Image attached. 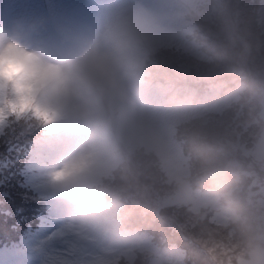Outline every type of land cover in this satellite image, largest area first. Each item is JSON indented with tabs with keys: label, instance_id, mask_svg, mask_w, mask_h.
Wrapping results in <instances>:
<instances>
[{
	"label": "trees",
	"instance_id": "1",
	"mask_svg": "<svg viewBox=\"0 0 264 264\" xmlns=\"http://www.w3.org/2000/svg\"><path fill=\"white\" fill-rule=\"evenodd\" d=\"M263 0H208L185 16L193 23L189 37L206 58L186 48L161 45L145 53L149 85L163 84L180 97L202 102L216 86L243 84L237 100L221 112L207 113L176 125L175 138L188 157L187 181L194 189H217L242 205L264 236V207L257 203L264 184V164L252 156L264 136ZM208 11L205 16L203 12ZM194 91V93H190ZM38 128L0 127V251L13 253L37 229L47 213L34 188L23 186V169L46 137ZM111 181L99 185L120 203L119 228L146 234L160 248L175 246L188 264H232L248 261L233 230L217 223L215 211H193L179 203L181 183L171 180L159 159L142 146L122 148ZM219 254V255H218ZM154 254L137 250L111 264H151Z\"/></svg>",
	"mask_w": 264,
	"mask_h": 264
},
{
	"label": "clouds",
	"instance_id": "2",
	"mask_svg": "<svg viewBox=\"0 0 264 264\" xmlns=\"http://www.w3.org/2000/svg\"><path fill=\"white\" fill-rule=\"evenodd\" d=\"M154 31L153 13L141 0L106 10L99 31L86 41H52L38 23L0 22V124L38 128L59 151L47 182L73 204V219L108 233L119 219L114 200L93 177L105 172L122 148H142L167 168L166 139L139 102L146 82ZM248 264H264V241L237 201L222 199ZM113 210L105 216L106 210ZM219 255V254H218ZM220 255L218 264H232Z\"/></svg>",
	"mask_w": 264,
	"mask_h": 264
},
{
	"label": "rangeland",
	"instance_id": "3",
	"mask_svg": "<svg viewBox=\"0 0 264 264\" xmlns=\"http://www.w3.org/2000/svg\"><path fill=\"white\" fill-rule=\"evenodd\" d=\"M124 0H0V22L11 23L20 20L38 23L52 41H86L95 35L103 22V14L111 6ZM201 2L208 0H141V3L153 13L154 31L151 45H171L186 48L196 56L206 58L197 44L189 37L193 23L185 16L189 10H195ZM100 5V6H99ZM53 12L55 20L49 13ZM205 16L208 11L203 12ZM261 21L264 25V0L261 5ZM140 87L139 102L156 119V123L166 139L169 164L165 171L171 180L181 183L179 203L188 205L195 212L202 208L215 211L213 219L228 225L233 217L221 203L224 192L208 188L194 189L186 180L189 175L188 157L182 153L180 143L175 138L176 125L191 118L207 113L221 112L239 97L243 84H235L229 89L217 86L202 102L193 103L190 96L180 97L170 93V88L163 84ZM194 93V91H190ZM2 124H0L1 127ZM47 134L42 132L41 137ZM142 145L138 141L129 145L130 150ZM255 160L264 164V136L251 153ZM122 149L108 162L110 173L121 161ZM60 162L59 151L50 146L49 139L32 151L23 169V186L37 189L39 197L54 200L47 205L48 213L42 217L40 228L24 243L19 242L13 253L10 249L0 251V264H111L112 261L126 257L133 260L137 250L150 251L154 254L152 264H188L184 252L177 247L160 248L155 246L150 237L137 231L119 228L118 220L113 222L110 232H101L86 223L73 219V204L59 190L51 186L46 179L49 171ZM264 173V170H263ZM105 172L93 177V183H100ZM264 177V175H263ZM257 197L258 206L264 207V184ZM61 202L59 203V201ZM116 204V211L120 204ZM113 210L104 212L111 216ZM264 241V236H263ZM242 264H248L244 261Z\"/></svg>",
	"mask_w": 264,
	"mask_h": 264
},
{
	"label": "bare ground",
	"instance_id": "4",
	"mask_svg": "<svg viewBox=\"0 0 264 264\" xmlns=\"http://www.w3.org/2000/svg\"><path fill=\"white\" fill-rule=\"evenodd\" d=\"M171 93V92H170Z\"/></svg>",
	"mask_w": 264,
	"mask_h": 264
}]
</instances>
